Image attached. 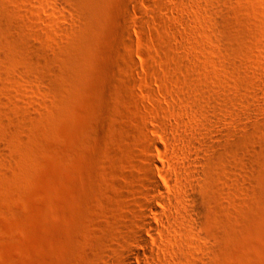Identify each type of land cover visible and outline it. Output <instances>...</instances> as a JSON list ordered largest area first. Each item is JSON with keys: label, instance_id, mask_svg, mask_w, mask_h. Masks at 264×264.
Listing matches in <instances>:
<instances>
[{"label": "rangeland", "instance_id": "374dc122", "mask_svg": "<svg viewBox=\"0 0 264 264\" xmlns=\"http://www.w3.org/2000/svg\"><path fill=\"white\" fill-rule=\"evenodd\" d=\"M147 155L142 262L264 264V0H0V264H112Z\"/></svg>", "mask_w": 264, "mask_h": 264}, {"label": "bare ground", "instance_id": "6f19581e", "mask_svg": "<svg viewBox=\"0 0 264 264\" xmlns=\"http://www.w3.org/2000/svg\"><path fill=\"white\" fill-rule=\"evenodd\" d=\"M147 162L150 165V169L146 171V177L148 185L145 188V196L147 197L144 201L140 203V212L138 214V229L129 237L127 240L125 239V244L118 252L115 260H113L112 264H134V260L139 259L140 252L143 251L144 247L146 246V239L143 234L145 228H155V229H164L167 230L170 227L169 223H164L160 221L159 224L153 223L154 219H160V217L169 212L171 209L169 204L166 203L168 200V194L164 192L162 184H160L157 179L154 177V170H158L165 181H172V176L168 174L165 170V167L161 164H158L152 155H147L146 157ZM202 174L199 171L195 172V176L198 178ZM180 183L182 180L180 179ZM183 187H188L187 191H183L182 195L189 199L190 204L186 207V212L194 217L193 226L197 225V217L204 212L205 204L200 203L201 197L196 194L195 185L192 183H186ZM203 198H205L203 196ZM151 212L155 216L152 217L148 214ZM159 226V227H158ZM134 242L138 244L139 249L136 247H130L127 244L129 242ZM152 256V253H151ZM138 264H146V262H142L139 259Z\"/></svg>", "mask_w": 264, "mask_h": 264}]
</instances>
